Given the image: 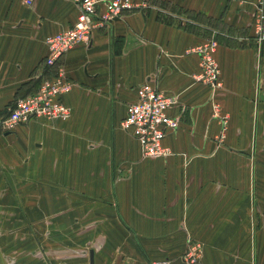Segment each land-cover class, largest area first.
<instances>
[{
  "label": "crops",
  "instance_id": "crops-1",
  "mask_svg": "<svg viewBox=\"0 0 264 264\" xmlns=\"http://www.w3.org/2000/svg\"><path fill=\"white\" fill-rule=\"evenodd\" d=\"M142 1L146 8L94 29L87 46L56 63L71 83L61 99L66 121L0 130V210L13 213L0 215V264H59L52 254L72 248L59 235L71 220L66 203L94 179L72 175L67 192L59 173H123L107 180L123 232L117 264H179L187 237L200 245L201 264H264V42L256 48L251 29L264 0ZM77 3L0 0V119L53 74L44 39L71 27ZM210 39L220 81L213 93L195 81L192 52ZM144 83L174 102L167 115L178 126L162 141L170 156L142 158L119 128ZM45 216L57 219L49 222L57 235L42 242L30 231ZM37 248L47 259H33ZM90 252L97 264L93 248L85 264Z\"/></svg>",
  "mask_w": 264,
  "mask_h": 264
},
{
  "label": "built area",
  "instance_id": "built-area-1",
  "mask_svg": "<svg viewBox=\"0 0 264 264\" xmlns=\"http://www.w3.org/2000/svg\"><path fill=\"white\" fill-rule=\"evenodd\" d=\"M32 2L33 0H23V4L27 6ZM77 8V16L71 27L44 39L46 47L44 65L47 68L54 67L53 74L47 79H42L34 93L13 100L12 105L7 108L6 115L0 119L2 132H13L18 125L39 118L48 121H66L70 117V109L61 99L69 92L71 83L65 77L62 67L56 63L72 48L87 46L94 29L105 28L112 21L121 18L124 12L144 9L146 4L142 0H78ZM251 29L254 46L258 48L264 42L263 2L255 6ZM216 46V42L210 39L192 50L198 57L199 73L195 81L207 85L211 93L220 88L218 68L213 57ZM173 103L170 97L144 83L135 90V101L125 106L119 128L136 141L142 158L171 155L163 147L162 141L178 126V122L167 115V110ZM212 116L217 115L213 112ZM178 263L201 264V247L190 237L185 240L184 250ZM150 264H171V262L164 259Z\"/></svg>",
  "mask_w": 264,
  "mask_h": 264
},
{
  "label": "rangeland",
  "instance_id": "rangeland-1",
  "mask_svg": "<svg viewBox=\"0 0 264 264\" xmlns=\"http://www.w3.org/2000/svg\"><path fill=\"white\" fill-rule=\"evenodd\" d=\"M39 120L45 121L42 118H39ZM59 174L60 181L67 192L71 191L70 187H74L72 182L74 175L84 184H86L88 178H93L94 187L91 191L84 188L76 189V193L72 194L73 200L66 203L70 207L68 213L71 214V220L67 223L66 228H62L59 235L70 240L72 248L63 249L52 254V256L62 259L59 264H85L86 256L84 253L87 248H93L97 254V264H110L112 257L115 259L113 264H117L116 261L120 256L118 252L121 251L120 247L124 244L122 240L123 232L118 228L112 215V194L109 191L107 180L111 174H113L114 179H118V175L120 176L123 173ZM43 209L44 207L31 209L30 213L34 217H39L38 215L43 212ZM12 214L9 210H0V215L4 217H9ZM49 222H57V219H53L51 216L43 217L42 226L32 227L31 235L35 238V234H37L39 241L46 242L57 231V229L49 227ZM37 255L39 257H31L40 262L48 257L41 248H37ZM27 256L29 255L27 254ZM158 262L154 261V263Z\"/></svg>",
  "mask_w": 264,
  "mask_h": 264
},
{
  "label": "water",
  "instance_id": "water-1",
  "mask_svg": "<svg viewBox=\"0 0 264 264\" xmlns=\"http://www.w3.org/2000/svg\"><path fill=\"white\" fill-rule=\"evenodd\" d=\"M89 264H92V256H91V252L89 253Z\"/></svg>",
  "mask_w": 264,
  "mask_h": 264
}]
</instances>
